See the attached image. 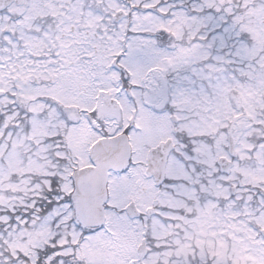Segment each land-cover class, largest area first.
Segmentation results:
<instances>
[{"label": "snow or ice", "instance_id": "snow-or-ice-1", "mask_svg": "<svg viewBox=\"0 0 264 264\" xmlns=\"http://www.w3.org/2000/svg\"><path fill=\"white\" fill-rule=\"evenodd\" d=\"M0 264H264V0H0Z\"/></svg>", "mask_w": 264, "mask_h": 264}]
</instances>
